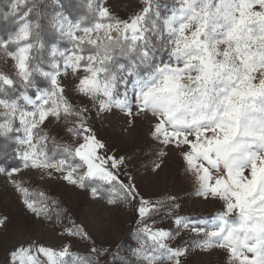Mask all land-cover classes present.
<instances>
[{
    "label": "snow or ice",
    "instance_id": "1",
    "mask_svg": "<svg viewBox=\"0 0 264 264\" xmlns=\"http://www.w3.org/2000/svg\"><path fill=\"white\" fill-rule=\"evenodd\" d=\"M9 3L5 18L12 17L16 30L0 40V56L12 62L10 73L0 72V136L12 139L13 133H23L15 139L25 168L87 191L99 207L79 222L67 209L56 212V223L68 225L63 234L88 245L89 255L69 261L70 244L55 250L22 239L8 251L6 264H100L107 249L96 246L92 233L106 227V213L121 203L131 204L138 216L143 235L133 253L141 264H158L153 255L158 251L168 264H188L195 249L201 257L222 255V264H264V0H175L171 15L162 21L150 14L153 0H142L140 10L127 18L113 16L106 3L87 0L89 15L76 20L60 10L49 16L40 0ZM45 27L71 44L62 49L51 42L49 71L30 54L45 49ZM141 66L147 69L143 76ZM69 70L76 82L66 90L59 77ZM35 76L49 87L38 88ZM17 84L22 90L12 98L8 89ZM131 90L134 108L128 102ZM115 110L125 117L120 132L126 139L133 137L141 115L151 117L148 135L154 148L148 171L154 177L175 152L185 173L194 176L196 194L223 202L211 229L180 215L173 216L174 231L146 223L161 208L172 215L179 205L172 195L155 200L142 195L136 175L126 168L130 156L112 152L96 133L93 121L105 120ZM53 123L54 131L64 124L67 142L53 140L49 154V137L37 130ZM94 181L100 183L93 186ZM14 187L37 220H52L47 206L29 199L27 188ZM104 191L109 195L103 196ZM7 219L0 217V227ZM182 230L200 239L191 248L171 246L168 241Z\"/></svg>",
    "mask_w": 264,
    "mask_h": 264
},
{
    "label": "rangeland",
    "instance_id": "2",
    "mask_svg": "<svg viewBox=\"0 0 264 264\" xmlns=\"http://www.w3.org/2000/svg\"><path fill=\"white\" fill-rule=\"evenodd\" d=\"M96 1V0H94ZM175 3V0H172ZM107 4L113 16L127 18L135 12H138L142 7V0H102L101 4ZM178 7V5H176ZM173 8V7H172ZM171 8V9H172ZM171 9L168 15H171ZM166 15V16H168ZM165 16V17H166ZM82 35V33H77ZM12 70V62L0 61V72L10 73ZM61 72H64L61 67ZM84 73H81L83 75ZM61 83L69 90L76 82V77L72 75L71 70L66 75L59 77ZM69 95L75 100V93L69 91ZM135 90L128 93V102L131 107H135ZM79 103L78 100H75ZM22 104V102H21ZM25 110L31 108L25 106ZM94 115V110H93ZM137 115L133 111V116ZM70 119V118H69ZM125 117L121 112L115 110L108 115L105 120L96 119L93 121V126L96 133L102 138L112 140L113 143L127 148L128 154L133 155L139 150L144 149L149 157V160H143L140 165L142 167L138 170L136 175L141 194L146 198H162L167 199L169 195L175 196V203L179 205L174 208L172 215H169L166 208H161L156 215L147 218L146 223L156 229L163 228L165 230H175L172 223L174 215H180L190 218L196 225L211 229L217 222V214L222 213L223 202L219 199L209 197L207 199L198 196V184L191 173H185L183 161L179 154L173 152L166 159L164 171L160 176L154 177L149 171L148 166L153 159V142L151 141L148 130L149 120L142 115L137 121V127L132 138H125L120 129L124 126ZM131 120V117H128ZM64 124L61 123L60 129L54 131L55 123L38 129L42 134H47L49 140L47 141V151L50 147V141L54 136H58L56 143H66V134L62 131ZM59 132V134H57ZM23 135V133L17 134ZM19 144V143H18ZM20 145V144H19ZM20 147H22L20 145ZM112 152H114L113 148ZM108 152V154H112ZM20 149L16 152L17 159L20 158ZM23 162V161H22ZM126 168L131 172V166L126 165ZM83 171V169L81 170ZM11 173V175L9 174ZM122 179L126 176L122 175ZM35 181L36 187L42 193L44 201L39 203L40 206H47L52 216L51 221L41 222L37 220L33 214L22 203L23 197L18 193L14 184H20L22 187L28 188L31 182ZM54 185H61V190L58 192V197L62 200L63 206L67 209L68 215L77 222L85 220L89 215L91 209L99 207L91 202L88 192L84 193L79 188H71L66 186L62 181L57 182L55 179L49 180L46 177L42 178V172L36 169H29L24 167V162L19 168L9 169L5 171L0 168V217H7L4 226L0 227V264H6L8 259L7 253L10 249L18 244L22 239H33L40 241L45 245L52 246L55 250H59L62 245L70 244V256L66 259L71 261L73 256L89 255L87 251L88 245L81 242L77 238L66 237L63 234V229L68 226L63 224L59 226L56 223L57 206L47 197V191ZM30 199V198H29ZM32 200V199H31ZM124 204V203H123ZM108 223L105 228L98 233H92V241L95 242L99 248L107 249L99 257L100 264H111L118 246L131 231H138L140 224L137 213L133 210L131 204H124L122 207L113 206L109 213H106ZM235 223V218H230ZM189 230H182L181 235L176 240L168 241L171 246L177 244L184 245L191 248L192 245L199 240ZM91 243V242H89ZM199 249H195L191 256L188 257V264H205V261H211V264H222V255L213 253L211 257H201L198 255ZM94 256V254H92ZM164 264H168V261Z\"/></svg>",
    "mask_w": 264,
    "mask_h": 264
},
{
    "label": "trees",
    "instance_id": "3",
    "mask_svg": "<svg viewBox=\"0 0 264 264\" xmlns=\"http://www.w3.org/2000/svg\"><path fill=\"white\" fill-rule=\"evenodd\" d=\"M102 0H98L99 3H101ZM96 1L93 0V3H96ZM40 3L42 5V12L48 14L49 16L54 14L56 10L62 11L65 15H68L69 18L76 20L81 15H89V11L87 8V0H59V3H56L55 0H40ZM175 5L174 1L172 0H153V7L151 9V16L155 18L157 15H159L161 21L163 18L169 14L170 9ZM10 11V3L9 0H0V40H7L8 36L16 30V25L13 22L12 17L8 16L6 17V14ZM41 39L42 42L45 44V49H42L40 51H33L30 53L32 56L35 57V62L37 64H40L41 67L45 71H49L50 68L48 67V61L50 59V50H51V42L55 41L62 49L64 48H71V44L67 39L58 40L50 31L45 29L41 32ZM11 48H15L14 45H10ZM2 52V50H0ZM157 58H160L159 52H157ZM164 60H167V56L164 55L162 57ZM0 61H4V58L0 56ZM62 67V66H61ZM147 71L146 68L141 66L139 68L140 75L143 76L145 72ZM34 83L38 88H48L49 84L48 81L43 79L42 77L35 76L34 77ZM22 89L19 87V84L15 85L13 89H8V94L10 97L15 98L16 95L21 91ZM35 89L30 90V92H34ZM122 92L123 89H120ZM2 122V120H0ZM16 133L12 134V139H8L7 137L0 136V168L4 169L5 171H8L9 169L13 168H19L22 166L23 162L16 157V152L21 149L20 145L17 143L15 137ZM58 136H54L50 141V147L48 149L49 154L52 153L53 149L55 148V144L53 143V140L57 142ZM105 140V139H104ZM106 141L108 143L109 148H113L114 152L119 154H127V148L122 147L118 144L112 145V140L106 138ZM59 152V149L56 150ZM130 156V162L127 164L128 166H131V173L134 175H137L138 170L142 167L141 162L143 160H149V157L145 153L144 149L139 150L138 153H135ZM94 185L99 184V181L90 182ZM61 185H54L50 187L47 191V197L50 201L54 202L57 206V211H59L61 208L66 209L63 206L62 200L58 197V192L61 190ZM29 190V198L36 201V202H43L44 198L42 196V193L40 190L36 187L35 181L31 182L29 184L28 188ZM84 193L87 191L83 190ZM103 196H108L109 193L107 191L102 192ZM124 204L121 203L120 206L122 207ZM119 206V207H120ZM174 211V208L172 209V212ZM69 214V213H68ZM56 216V213H55ZM63 224H59L61 226ZM143 234L139 231H131L129 232L125 238L122 240L120 245L118 246L117 253L115 254L113 260L111 261V264H141L139 260L136 259L134 256L133 250L137 248L138 245V237L142 236ZM153 255H156L159 257L158 264H164L167 262V260L164 258L163 252L158 251L156 253H153ZM81 256H87L81 255Z\"/></svg>",
    "mask_w": 264,
    "mask_h": 264
}]
</instances>
